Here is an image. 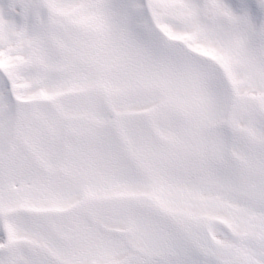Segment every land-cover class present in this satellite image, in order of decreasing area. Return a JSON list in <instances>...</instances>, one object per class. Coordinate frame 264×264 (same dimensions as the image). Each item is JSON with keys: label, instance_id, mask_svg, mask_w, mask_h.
<instances>
[{"label": "snow or ice", "instance_id": "1", "mask_svg": "<svg viewBox=\"0 0 264 264\" xmlns=\"http://www.w3.org/2000/svg\"><path fill=\"white\" fill-rule=\"evenodd\" d=\"M0 264H264V0H0Z\"/></svg>", "mask_w": 264, "mask_h": 264}]
</instances>
